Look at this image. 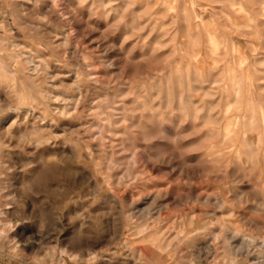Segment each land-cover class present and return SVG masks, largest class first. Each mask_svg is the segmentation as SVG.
<instances>
[{
	"label": "rangeland",
	"instance_id": "1",
	"mask_svg": "<svg viewBox=\"0 0 264 264\" xmlns=\"http://www.w3.org/2000/svg\"><path fill=\"white\" fill-rule=\"evenodd\" d=\"M28 6L0 0V264L261 262L264 0ZM55 32L68 45H51ZM12 42L33 63L17 65ZM37 51L50 67L31 72ZM60 104L69 114L52 111ZM194 193L218 206L182 201ZM198 223L196 244L185 241ZM142 224L152 238L135 234ZM224 225L244 246L212 237Z\"/></svg>",
	"mask_w": 264,
	"mask_h": 264
},
{
	"label": "bare ground",
	"instance_id": "2",
	"mask_svg": "<svg viewBox=\"0 0 264 264\" xmlns=\"http://www.w3.org/2000/svg\"><path fill=\"white\" fill-rule=\"evenodd\" d=\"M12 1H16V2H18V3H20V5L21 6H26V7H28V8H30L29 6H28V3H29V0H12ZM105 4V3H104ZM236 6V5H235ZM46 10V9H45ZM32 13H37V12H34V11H32ZM5 15V14H4ZM235 28V27H234ZM237 28H238V26H237ZM60 32V31H59ZM11 41V40H10ZM16 41H18V40H16ZM3 42V41H2ZM214 42V41H213ZM6 43V42H5ZM49 43L51 44V45H53L54 47H58V46H66V45H68V43H69V37L66 35V34H64V33H56L55 32V34L53 33V34H50V40H49ZM4 47V46H3ZM10 47H14V48H18V53H19V55H21V59H20V62H18L17 63V65L20 63H23L24 61L25 62H31V63H33V60H32V56H31V54H29V50H27L25 47H23V46H21L20 44H19V42L17 43V42H12V43H10L9 45H8V47H7V49L8 48H10ZM35 49H37V48H35ZM6 51H8V50H6ZM12 51V50H11ZM17 52V51H16ZM39 54H38V57H39V61L38 62H34V64L32 65V67H30L31 69H30V71L31 72H36L37 70H38V68L40 67V66H42V64H44V66L46 67V68H49L50 67V64H49V62L45 59V54H43L42 52H40V51H37ZM48 54V53H47ZM18 54H10V51H9V57H12V58H15V57H17L18 58V56H17ZM20 57V56H19ZM48 58V57H47ZM5 58L4 57H2L1 59H0V83H2L3 81H4V79H6L7 80V78H6V75H5V73L7 74V70H6V68H5V64H4V60ZM16 59V58H15ZM34 59H37V58H34ZM18 61H19V59H17ZM196 60V59H195ZM14 62V61H13ZM16 62V61H15ZM14 62V63H15ZM24 62V63H25ZM23 63V64H24ZM16 65V64H15ZM30 65V64H29ZM22 66V65H21ZM24 66V65H23ZM22 66V67H23ZM15 67V66H14ZM18 67V66H17ZM20 68V67H19ZM23 69V68H22ZM16 70V69H15ZM23 70H25V69H23ZM28 70V69H27ZM41 70V69H40ZM7 71V72H6ZM11 71V70H10ZM5 72V73H4ZM24 72V71H23ZM20 73H22V71L20 72ZM40 72H38V74H39ZM47 73V72H46ZM54 73V72H53ZM9 74V73H8ZM25 74V73H24ZM113 74V73H112ZM12 75V74H11ZM14 75V74H13ZM47 75V74H46ZM48 76V75H47ZM5 77V78H4ZM4 78V79H3ZM46 78V77H45ZM52 78V77H51ZM53 83V82H52ZM6 84V83H5ZM51 84V83H50ZM67 84V83H66ZM78 84V83H77ZM1 85V84H0ZM4 85V84H3ZM73 85V84H72ZM55 86V85H54ZM77 86V85H76ZM78 90V89H77ZM132 92V91H131ZM52 94V93H51ZM63 94V93H62ZM56 95V94H55ZM62 97V96H61ZM66 98V97H65ZM70 98V97H69ZM74 98H76V97H74ZM79 100V99H78ZM75 103H77V101L75 102ZM62 104H60L59 106L58 105H56V106H54L53 108H52V111L53 112H55V113H60V114H69V112H70V110H71V108H69V107H67V106H61ZM77 106V105H76ZM11 109V108H10ZM13 109V108H12ZM22 112V111H21ZM32 116V115H31ZM111 117H112V115H107V119L109 120V121H111V120H113V119H111ZM224 117V116H223ZM227 120V119H226ZM263 120V119H262ZM116 122V121H115ZM14 123V122H13ZM12 124V123H11ZM95 126L97 125L98 126V123L97 124H94ZM10 128V125L8 126V128L7 129H9ZM45 129V128H44ZM97 130H98V139L100 140V143H102V145L104 144V140L106 139V135L104 134V132H103V129H100V127L98 126V128H96ZM94 130V129H93ZM201 138V137H200ZM24 139V138H23ZM93 139V138H92ZM226 139V138H225ZM42 140L43 139H41V138H38V142H42ZM218 144V143H217ZM22 147V146H21ZM89 151V150H88ZM31 152V151H30ZM237 152V151H236ZM263 154H264V149H263ZM33 153V152H32ZM206 153L208 154V156L210 157V159H211V161H213V157H215V156H217V155H219L220 153H221V151L218 149V146H213V147H211V148H209V149H207L206 150ZM238 153V152H237ZM234 154H235V152H234ZM54 157V156H53ZM216 160V159H215ZM196 167V166H195ZM174 170H176V167H174L173 168ZM198 170V169H197ZM210 171L211 170H203V168H202V171H199V172H197L196 174H202V173H205V172H207L206 174H208V173H210ZM182 174H184V175H186V176H188L189 174L187 173L188 171H185V170H181L180 171ZM212 174V173H211ZM88 176V175H87ZM189 178V177H188ZM106 181H108V179L106 180ZM103 183V182H102ZM107 183V182H106ZM119 183V182H118ZM105 188V187H104ZM159 189V188H158ZM148 193V192H147ZM151 194V193H150ZM100 196V195H99ZM176 196V195H175ZM163 197V195H162V193H155V194H151V195H148L147 194V196H145V198L146 199H148L149 201H151V203L152 202H156V201H158V199H160V198H162ZM180 199H181V197H180ZM182 201H184V202H191V203H193V204H202V205H208V204H213V205H216V206H218V197H215V198H209V197H202L201 195H199V194H192V195H189V196H187L186 198H184ZM139 202H140V200L139 201H133L132 203H130L131 205H132V207H133V209H135V210H137V209H139V207H141V206H139ZM170 202V201H169ZM220 203V202H219ZM221 206V205H220ZM258 206V205H257ZM221 208H222V206H221ZM160 209V208H159ZM230 212V215H232V211H229ZM158 219H160L161 218V215L159 214V216L157 217ZM247 221V220H246ZM249 221V220H248ZM251 223L253 222V221H250ZM251 223H249V224H251ZM256 225V224H255ZM260 226H262V225H260ZM150 227V226H149ZM257 227V226H256ZM264 227V226H263ZM154 229V228H153ZM206 229V228H205ZM134 230H135V234L136 235H143L144 236V239H149V238H152V236L150 237V234H144L145 233V231H146V225L145 224H142V225H139L138 227H136V228H134ZM182 231V230H181ZM204 231V226H203V224L202 223H198L196 226H194L192 229H190L189 231L187 230V231H182V233H181V235H184V237H185V241H188L189 243L190 242H192L193 244H196V242L198 241V239L200 238V236L202 235V232ZM206 231V230H205ZM4 232V231H3ZM2 232V233H3ZM5 234V233H4ZM7 235V234H6ZM146 235V236H145ZM8 236V235H7ZM239 236H240V233L235 229V228H233V227H230V226H227V225H224V226H221L219 229H218V226L214 229V230H212V237L215 239V240H218V238H223V240H225V241H227L229 238H231V239H233L234 240V242L237 244V243H239V245H241V246H244V244H245V242L244 241H246V238H245V236L243 235V240H241V241H239L238 240V238H239ZM250 237V236H249ZM251 238V237H250ZM177 239V236L175 237V239L174 240H176ZM247 239H248V237H247ZM249 240H252L253 242L255 241H257V240H255L254 238H251V239H249ZM171 241V240H170ZM169 241V242H170ZM251 241V243H253ZM173 242V241H172ZM171 242V243H172ZM249 242V241H248ZM247 242V244L249 245V247L251 246V244L250 243H248ZM260 242V241H259ZM259 242H258V244H259ZM171 243H170V245H171ZM263 243V242H262ZM204 244V243H203ZM264 244V243H263ZM258 246V245H257ZM194 247H196V249H197V254H198V256L199 257H201V256H203V254H205V255H209L208 254V252L206 251V250H204V247H203V245L201 246V245H198V246H194ZM243 248V247H242ZM244 249V248H243ZM193 251V250H192ZM230 251V250H229ZM240 251H242V250H240ZM245 252V251H244ZM217 254V253H216ZM137 259V258H136ZM258 264H264V258L261 260V262H258Z\"/></svg>",
	"mask_w": 264,
	"mask_h": 264
}]
</instances>
